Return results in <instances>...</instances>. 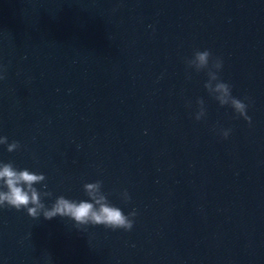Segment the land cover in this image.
Returning <instances> with one entry per match:
<instances>
[{
  "label": "water",
  "instance_id": "95a60500",
  "mask_svg": "<svg viewBox=\"0 0 264 264\" xmlns=\"http://www.w3.org/2000/svg\"><path fill=\"white\" fill-rule=\"evenodd\" d=\"M197 49L251 124L187 68ZM0 64V136L21 144L0 161L45 174L49 207L102 180L137 212L79 230L0 208V264H264V0H0Z\"/></svg>",
  "mask_w": 264,
  "mask_h": 264
},
{
  "label": "clouds",
  "instance_id": "9594fccd",
  "mask_svg": "<svg viewBox=\"0 0 264 264\" xmlns=\"http://www.w3.org/2000/svg\"><path fill=\"white\" fill-rule=\"evenodd\" d=\"M188 69L196 72H206L208 80L205 88L208 93L219 102L221 106H231L238 114L237 118L243 117L251 124L248 115V105L239 98L232 95V85L224 82L220 76L223 69V60L214 57L211 50H195L191 58H186ZM7 68L0 64V80L6 78ZM248 99V98H245ZM199 110L195 115L197 121L203 119L207 110L205 102L201 98L197 101ZM225 139L230 135L231 129L220 130ZM0 145H6L8 152H15L21 148L18 141L9 143L7 136H0ZM46 175L37 173L28 168H18L13 161H0V208L22 209L33 219L41 216L46 220H52L59 216L74 221L77 229L86 228L89 225H103L112 230L124 229L131 231L137 212L125 214L124 211L112 204L108 194L103 191V181L86 182L83 185L87 199L75 200L60 195L55 198L51 207L45 203L46 198H51V191L38 189L36 185H42L47 189ZM125 201H130L131 196L125 190L122 193Z\"/></svg>",
  "mask_w": 264,
  "mask_h": 264
}]
</instances>
